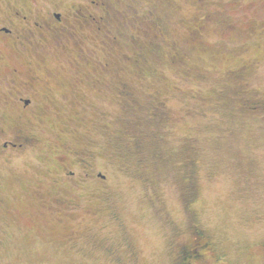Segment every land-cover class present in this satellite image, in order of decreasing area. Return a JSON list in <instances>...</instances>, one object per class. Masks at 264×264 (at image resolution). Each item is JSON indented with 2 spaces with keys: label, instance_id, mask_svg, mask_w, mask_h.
<instances>
[{
  "label": "rangeland",
  "instance_id": "1",
  "mask_svg": "<svg viewBox=\"0 0 264 264\" xmlns=\"http://www.w3.org/2000/svg\"><path fill=\"white\" fill-rule=\"evenodd\" d=\"M2 3L34 14L82 7L102 17L103 35L110 38L103 40L104 51L100 38L86 31L79 38L82 50L96 61L106 58L105 72L118 74L128 94L118 95L122 89L111 81L102 93L88 87L83 93L91 107L81 110L54 88L59 110L40 106L35 114L0 98V120H14L30 139L0 154V204L8 207L0 213V264H134L125 255L111 261L99 248L87 251L98 244L88 235L123 233L138 247L139 264H170L168 238L196 248L200 236L214 245L209 264H264V113L250 108L254 102L264 106V0ZM206 14L212 16L204 19ZM28 43L19 57L3 51L11 55L3 74L14 65L19 82L68 70L51 54L37 59ZM233 72L241 78L235 81ZM7 79L0 81V93ZM7 127L3 140L14 141ZM78 157L106 179L64 194L51 190L47 176L64 168L79 172ZM74 192L83 194L74 212L47 207ZM100 205L111 207L118 220L108 225V215L90 213ZM72 226L84 235L76 243L87 253L56 238ZM199 253L194 249L188 260L183 254L181 263Z\"/></svg>",
  "mask_w": 264,
  "mask_h": 264
},
{
  "label": "flooded vegetation",
  "instance_id": "2",
  "mask_svg": "<svg viewBox=\"0 0 264 264\" xmlns=\"http://www.w3.org/2000/svg\"><path fill=\"white\" fill-rule=\"evenodd\" d=\"M92 5H95V2H92ZM96 9L94 8V10ZM101 20L102 17H98L94 15V13H89V8L79 7L67 13L53 9L36 12V14H34L22 8H10L0 0V81L7 79L6 76H11L7 79V90L0 93L3 95L0 97L3 101V105L11 106L20 103L24 109L31 107L27 111L30 114H35L36 110L40 109V106L48 111H58V97L54 93V88H59L70 96V101H74L76 106H79V109L85 110L86 107H91V104L85 100L83 91L89 87L94 92L102 93L110 81L111 83H118L121 87L122 90H118V95L127 96L128 92H125L126 88L123 83L120 82V76H118V74L105 72L104 66L109 65L106 58H103L104 65L102 62L93 59V54L91 55V52H89L88 55L87 51L82 50L83 44L79 38L80 36L82 37L83 32L86 31L100 38L101 47L99 46L98 48L104 51L107 45L103 40L105 38L107 40L110 38L103 35L102 27L104 26H102L103 22ZM35 36L40 39L33 40ZM28 38L30 40H28ZM26 43L30 45L28 51H32V54H35L37 59L40 60L42 54L46 56L51 54L54 64H57L59 61L67 62L68 70L63 74L52 73V75L50 72H45L40 77L32 76L29 72L30 75H26L27 79L19 80V82L15 81L19 72L16 66L13 65L10 74H3L4 69L8 68L5 59H9L11 56L4 57L3 51L11 53L13 57L18 51L17 57H19V53L26 47ZM109 52L111 51L106 50V55H109ZM92 53H94L93 50ZM116 55L117 54H114V56ZM97 63H100L103 70L92 72L95 67H100ZM25 65L26 68H28L30 63L25 62ZM79 67L84 68L85 71H78ZM45 74L47 75L44 76ZM110 74L111 77H109ZM4 96L5 99L3 98ZM68 96L65 95V97ZM36 102H38L39 105H36ZM3 120H0V154L3 155L8 151H15L16 149L18 150L30 144V139L22 131L23 129L20 124L14 125V120L12 119L8 122ZM7 125V128L12 130V133L16 134L14 141L12 138L3 140L4 137L2 135L5 132L3 126ZM88 140V137L84 139L85 144ZM64 146L69 153L71 147L66 143H64ZM80 154L81 153L74 152L73 156L77 157ZM74 161L78 162L79 172L76 173L71 169L68 170L64 168L61 171H55L47 176L46 179L49 182V188L51 190L59 191L64 194L67 190L72 191L80 186L86 187L90 181L96 182L100 178L103 180L106 179V176L99 170L95 171V169L92 168L91 163H89L85 157H78V159ZM5 162H9V160L5 159ZM75 176L77 177L76 179H74ZM56 194L58 195V193ZM82 196L83 194H76V192H74L72 197L67 199L56 197L53 206L47 207L57 214H65L67 211L74 212L73 208L77 210L80 207L77 198ZM43 207H45V205H43ZM7 208L8 207L3 208L0 204V213ZM110 208L111 207H107V205H100L94 208L93 211L91 208L84 206L83 211L88 212V209L92 210L93 212L90 213L97 217L108 215L109 221L107 224L109 225L118 220L116 215L108 212ZM101 222L102 225L106 227L102 220ZM184 224L186 225V221H184ZM4 226H6V224ZM55 235L57 239L60 237V239H66L74 243L71 245L74 251L79 248L77 247L76 240L84 237L79 231L73 229V226L68 232H57ZM98 236L100 235L93 234L87 236L88 242L91 240L98 242L96 246L89 244L90 248L87 249L88 253H92V251L99 248L111 261H118L121 255H125L128 257L126 260L127 262L132 261L134 264H139L138 247L132 242L130 237L125 236V233L120 237H116L113 234L104 235L103 237ZM168 240L170 241L167 249L169 250L170 264H183L181 263L183 254H188V260L189 257L192 256V251L194 252V249L200 250L199 256H194L196 257L194 259L190 258L192 260L187 264H209V259L214 254V245L210 242V239L207 237L204 238V236H200L201 246L196 248L190 247L192 245L191 241L190 243H187V241L183 243L175 241L174 243L172 238H168ZM78 250L80 251L79 253H87L84 249L79 248ZM170 252L174 256H172Z\"/></svg>",
  "mask_w": 264,
  "mask_h": 264
},
{
  "label": "trees",
  "instance_id": "3",
  "mask_svg": "<svg viewBox=\"0 0 264 264\" xmlns=\"http://www.w3.org/2000/svg\"><path fill=\"white\" fill-rule=\"evenodd\" d=\"M210 16H212V14H206V15H204V19L205 18H207V17H210ZM199 26V25H198ZM196 32H197V29H193V33H195L196 34ZM238 73V72H237ZM236 72L234 73L233 72V74H235V75H233L234 76V80L235 81H237V79H239V78H241L240 76L241 75H239V77H238V74H237ZM236 78V79H235ZM254 104H255V106H253L252 105V107H250L251 109H253L254 111H261V112H263L264 113V106H261V105H258L257 104V102H254ZM264 104V103H263ZM243 109L245 108V105H244V107H242ZM257 111V112H258Z\"/></svg>",
  "mask_w": 264,
  "mask_h": 264
}]
</instances>
